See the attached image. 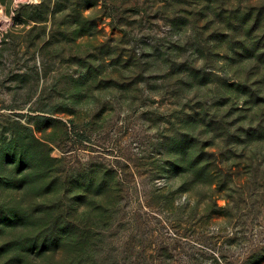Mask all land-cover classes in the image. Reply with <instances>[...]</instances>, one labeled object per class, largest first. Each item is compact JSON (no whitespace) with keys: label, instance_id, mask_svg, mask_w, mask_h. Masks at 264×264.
Instances as JSON below:
<instances>
[{"label":"rangeland","instance_id":"rangeland-1","mask_svg":"<svg viewBox=\"0 0 264 264\" xmlns=\"http://www.w3.org/2000/svg\"><path fill=\"white\" fill-rule=\"evenodd\" d=\"M0 20V264H264V0Z\"/></svg>","mask_w":264,"mask_h":264},{"label":"trees","instance_id":"trees-1","mask_svg":"<svg viewBox=\"0 0 264 264\" xmlns=\"http://www.w3.org/2000/svg\"><path fill=\"white\" fill-rule=\"evenodd\" d=\"M254 130H255V132H256L257 134H260V133L264 130V128H262V127H257V128H254Z\"/></svg>","mask_w":264,"mask_h":264},{"label":"bare ground","instance_id":"bare-ground-1","mask_svg":"<svg viewBox=\"0 0 264 264\" xmlns=\"http://www.w3.org/2000/svg\"><path fill=\"white\" fill-rule=\"evenodd\" d=\"M1 21V20H0Z\"/></svg>","mask_w":264,"mask_h":264}]
</instances>
